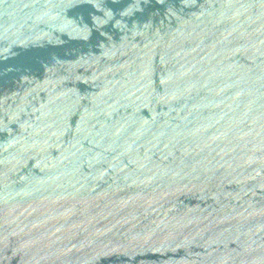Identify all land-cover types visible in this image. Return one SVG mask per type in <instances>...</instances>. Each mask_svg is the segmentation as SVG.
Here are the masks:
<instances>
[{"label":"water","instance_id":"obj_1","mask_svg":"<svg viewBox=\"0 0 264 264\" xmlns=\"http://www.w3.org/2000/svg\"><path fill=\"white\" fill-rule=\"evenodd\" d=\"M0 264H264V0H0Z\"/></svg>","mask_w":264,"mask_h":264}]
</instances>
